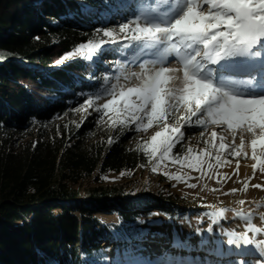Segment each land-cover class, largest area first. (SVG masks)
Wrapping results in <instances>:
<instances>
[{"label": "trees", "instance_id": "16d2710c", "mask_svg": "<svg viewBox=\"0 0 264 264\" xmlns=\"http://www.w3.org/2000/svg\"><path fill=\"white\" fill-rule=\"evenodd\" d=\"M114 3L0 0V264H92L108 239L97 215L134 224L162 209L100 181L151 160L132 127L73 121L97 67L93 58L58 63L81 44L98 43L95 13ZM85 6L94 14L83 15Z\"/></svg>", "mask_w": 264, "mask_h": 264}, {"label": "rangeland", "instance_id": "374dc122", "mask_svg": "<svg viewBox=\"0 0 264 264\" xmlns=\"http://www.w3.org/2000/svg\"><path fill=\"white\" fill-rule=\"evenodd\" d=\"M147 11L160 17L167 11V4L164 0H115L114 5L96 11L93 24L102 25L98 29L101 32L97 43L99 48L91 56H73L93 58L91 62L97 67L96 77L91 81V88L85 89V93L80 95L85 98L83 102L71 112L76 124L93 119L104 128L132 127L138 135V142L150 148L151 137L157 131H162L161 127L154 124L145 130V120L137 131L134 119L121 124L117 122L113 112L109 111L101 119L95 110L106 102L103 92L109 85L135 86L139 83L135 78L125 79L121 71L123 68L127 70L130 63H141L148 48H137L136 42L125 40L119 35L118 26ZM81 12L85 16L94 14L93 9L87 6L82 7ZM105 29H116L117 38L114 42L101 43L108 39L103 37ZM256 50L261 52L259 57L244 59L253 60L256 64L264 61V48L258 46ZM168 66L176 67L178 63L171 60ZM209 68L214 69V65L210 64ZM259 68L264 73V67H250L249 73H240L238 76L245 81L252 79L254 82H262L264 74L261 71L257 73ZM98 95L101 99L96 100L95 105L85 103L88 99L95 100ZM76 97L79 98V95L76 94ZM117 100L119 101V97ZM181 117H187L183 108L176 113V118L168 121L170 127H180L183 133V139L175 145L185 149L181 157L177 159L171 152L163 160L152 158L147 166L133 172L106 173L100 177L103 185L119 188L125 197L142 200L144 206L157 204L162 209H152L150 215H143L134 224H124L114 215H97L108 239L100 243L99 251L93 253L92 264H186L188 259L181 263L186 256L196 257L189 264H201L198 260L202 259L207 260L205 264H226L228 257L232 255L241 256L245 264L264 261V247L255 243L264 240V234L249 230V223L264 228L261 220V216H264V160L252 159L251 140L255 137L251 133H245V146L240 150L241 155L233 157L218 148L219 135L225 137V143L239 146V133L233 141L231 131H223L222 127L211 124L206 128L194 124L190 126ZM120 119L123 120L124 117L121 116ZM213 131L218 133L215 140L211 137ZM188 149L192 151L189 153ZM259 151L258 148L257 152ZM197 158L204 163L199 169H193L190 165ZM237 163L239 167L242 164H256L255 173L253 170L240 175ZM153 167L157 168L155 172ZM177 175L182 179L168 178ZM91 181L92 179L84 182L82 190L91 186ZM233 189L237 191L232 192ZM170 201L174 204L170 205ZM240 201L244 203L241 204ZM245 232L254 241L253 244H245L240 238V234ZM230 240L232 243H229ZM194 244H200L202 250H193ZM248 252L252 256H246ZM219 254L223 256L217 258ZM229 264L243 263L233 260Z\"/></svg>", "mask_w": 264, "mask_h": 264}, {"label": "snow or ice", "instance_id": "6c2138e0", "mask_svg": "<svg viewBox=\"0 0 264 264\" xmlns=\"http://www.w3.org/2000/svg\"><path fill=\"white\" fill-rule=\"evenodd\" d=\"M164 2L167 4V11L163 13V18L147 11L118 26L120 36L136 42L137 48L152 49L153 56L158 57L159 62L154 60L151 66L147 61L141 63V72L132 73L139 81L135 86L111 84L106 87L103 92L106 102L95 110L101 119L109 111L113 112L117 122L121 124L134 119L137 131L145 120V130L154 124L161 127L162 131H157L151 137L150 148L146 147L144 150L149 160H163L183 139L181 128L170 127L168 123L170 119L176 118V113L181 108L185 110L187 117L180 119H184L190 126H220L223 131H231L233 141L239 133V146L225 143V137L219 135L218 148L225 150L226 155L239 157L240 150L245 146L244 135L251 133L255 137L251 140L252 159L264 160V82L249 79L242 82L247 85L245 90H237L236 81L223 78L234 73H249L251 69L244 58L261 55L256 49L258 46L264 48V0ZM103 37L108 39L101 43L114 42L117 38L116 29L103 30ZM97 48L99 45L94 40H89L58 63L74 55L91 56ZM171 60H175L180 67H169ZM210 64L218 65V68H209ZM100 99L101 96L98 95L95 100L88 99L85 103L95 105L96 100ZM121 116L124 117L123 120L120 119ZM192 117H195L194 121ZM211 137L215 140L218 133L213 131ZM113 142L111 138L108 140L109 144ZM191 151L192 149H188L189 153ZM202 163L204 161L197 158L190 167L199 169ZM252 167L255 173L256 164ZM238 169L239 163L237 171ZM152 170L155 172L157 168L153 167ZM168 178L182 179L178 175ZM240 203L243 204L244 201ZM261 220L264 222V216H261ZM249 230L264 234V228L251 223ZM240 238L245 244L254 243L246 232L241 233ZM255 243L264 247V240Z\"/></svg>", "mask_w": 264, "mask_h": 264}, {"label": "bare ground", "instance_id": "6f19581e", "mask_svg": "<svg viewBox=\"0 0 264 264\" xmlns=\"http://www.w3.org/2000/svg\"><path fill=\"white\" fill-rule=\"evenodd\" d=\"M161 18H163V15L160 16ZM157 61L159 62V58L158 57H155L153 56L152 54V49L148 48L147 49V52L146 54L142 57L141 59V63L147 61L149 63V66H151V63L152 61ZM246 63L250 66V67H254V68H258V67H264V61H259L258 64L255 63V61L253 60H247L245 59ZM141 63H130L127 70L125 68L122 69V73L124 75V78H135L132 76V73H140L141 72V68H140V64ZM138 64V65H137ZM170 67V66H169ZM172 67V66H171ZM177 68L180 67V65L178 64V66H176ZM218 68V65H214V70ZM260 69V68H259ZM261 71V70H260ZM181 74V73H180ZM240 73H234V74H229V75H226L224 76L223 78L224 79H227V80H233V81H236V85L235 87L237 88V90H245L247 85L243 84L242 82L245 81V80H242L240 79V77L238 76ZM217 78H219V74H217ZM253 165V164H252ZM254 169L253 167L251 166V164H242L240 167H239V173L240 175H245L246 173H250L252 172ZM196 243V242H195ZM199 248V249H198ZM193 250L197 251V250H202L201 249V245L200 244H194L193 247H192ZM160 250V249H159ZM161 251H163V249H161ZM204 251V250H203ZM198 252V251H197ZM206 252V251H205ZM218 253V252H217ZM222 254H219L217 255V258L221 257ZM223 256V255H222ZM248 257L252 256V253H247ZM184 257V256H183ZM186 258V259H185ZM184 258V260L181 262H185L188 258H190V261L191 259H195L196 257L195 256H186ZM198 260V259H197ZM227 263L226 264H229L230 261H233L234 262H240L242 261L243 264H245L244 260L241 258V256H238V255H232V256H229L228 259H227ZM199 262L201 261V264H205L207 260L205 259H202V260H198ZM257 262V261H256ZM258 263V262H257ZM184 264V263H183ZM258 264H264V261H260Z\"/></svg>", "mask_w": 264, "mask_h": 264}]
</instances>
